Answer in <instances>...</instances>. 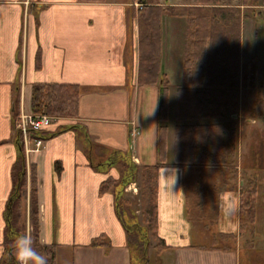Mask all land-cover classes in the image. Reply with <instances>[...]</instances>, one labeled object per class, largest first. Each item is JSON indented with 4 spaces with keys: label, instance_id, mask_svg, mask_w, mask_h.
Returning <instances> with one entry per match:
<instances>
[{
    "label": "crops",
    "instance_id": "0c3cea01",
    "mask_svg": "<svg viewBox=\"0 0 264 264\" xmlns=\"http://www.w3.org/2000/svg\"><path fill=\"white\" fill-rule=\"evenodd\" d=\"M138 7L132 0H0V264L9 261L4 241L15 185L13 166L19 155L15 126L21 111L33 113L36 83L76 84L82 89L78 115L57 117L44 130V148L25 155L28 218L35 170L40 239L43 244H56L58 264H133L115 195L102 193L101 186L108 178L125 174L123 163L139 169L160 164L161 125L167 126V154L157 173V235L167 248L159 254V262L154 257L156 264H242L239 247L220 240L226 237L241 243L245 236L241 189L235 185L244 183L242 172L243 177L255 178L248 165L254 159L246 149L253 138V119L246 124L237 121L239 95L229 109L231 119L225 117L227 113L213 119L177 117L178 91L185 83V17L163 13L159 83L139 84ZM240 7L244 14L241 64L244 51L255 50L262 42L256 48L261 52L252 57L264 68V30L257 41L260 30L255 31L252 22L264 20V6ZM163 80L170 83L166 121L159 117ZM212 124L224 126L226 132L219 128L220 136L207 137L204 130H195L198 137H189L188 142H238L233 169L227 172L216 162L203 165L216 161L205 155L196 156L195 163L176 164V127ZM135 129L138 134L133 136ZM206 169L221 175L210 176ZM257 171L256 222L264 212V171ZM205 186L212 187L206 201L216 206L210 229L191 213L196 204L192 197L207 195ZM223 191L239 198L234 217L226 218L219 209ZM102 236V245L92 244Z\"/></svg>",
    "mask_w": 264,
    "mask_h": 264
},
{
    "label": "trees",
    "instance_id": "16d2710c",
    "mask_svg": "<svg viewBox=\"0 0 264 264\" xmlns=\"http://www.w3.org/2000/svg\"><path fill=\"white\" fill-rule=\"evenodd\" d=\"M249 1L244 0L243 3L248 5ZM254 1L257 2V0ZM213 4L214 6L210 8H178L175 12L171 9L172 14L185 16L188 20L184 64L185 83L179 89L177 98V117L179 119L212 114L209 112L210 107H205L206 100L213 99L217 93L225 95L222 90H218L219 87H238L240 84L242 11L239 7L231 6L230 3H224V1L216 0ZM256 4L264 6V0H261V4L258 2ZM138 11L139 84L155 85L160 80L161 17L165 11L159 4H145ZM249 69V79H247L249 83H253L256 72L253 62L249 65ZM160 83L159 117L162 121H166L169 111V82L163 80ZM81 92V87L76 84L36 83L33 86L32 111L34 114L46 113L53 117H76ZM219 128L223 130L224 126L213 124L195 127L177 126L174 154L176 164L195 163L196 156H198L196 154L199 153L198 148H201L200 145H202V142H188L189 137L192 139L198 137L193 134L196 132L195 130H204L202 133L208 137L217 134ZM15 129L19 155L13 166L15 185L7 208L8 222L4 245L8 253V264H16L12 250L16 238L22 233L16 227L15 222L19 217L21 200L23 197L27 198L28 183L23 138L16 126ZM166 131L167 126L161 125L158 142L160 164L142 167L140 176L142 215L146 229L138 220H132L130 201L124 198L126 187L138 181L139 168L130 162L123 163L125 174L119 179L108 178L101 186L102 193L111 191L115 195L117 212L126 227L128 245L132 248L133 264H144L149 258L147 244H145L149 237L147 231H151L156 236L155 248L158 252L167 248L164 241L157 235V173L159 167L166 163ZM37 135L43 137L36 133H33L32 137ZM225 147L219 142H213L212 151H215L214 154L217 157L221 154L227 157L228 153ZM226 157L221 161L216 159L215 162L223 163ZM256 194V185L242 190L241 224L243 228L247 221L245 216L249 215L255 218ZM30 220L33 226V247L37 252L47 257L48 264H58L56 244H43L40 239L38 180L35 170L31 175ZM103 238L102 236L95 239L92 244L102 245ZM133 247L139 252L138 263L135 261Z\"/></svg>",
    "mask_w": 264,
    "mask_h": 264
},
{
    "label": "rangeland",
    "instance_id": "374dc122",
    "mask_svg": "<svg viewBox=\"0 0 264 264\" xmlns=\"http://www.w3.org/2000/svg\"><path fill=\"white\" fill-rule=\"evenodd\" d=\"M132 1L135 4H137V6H139L138 10L139 8L141 9L145 4L147 5L159 4L164 8L165 12H168L171 15H175L174 13L172 14L171 9H173V12H175L176 9L178 8H185V9L203 8V7L210 8L214 6L213 3H215L216 0H132ZM219 1H224V3H230L231 6L239 7L241 11H242V8L240 6L244 4L243 3L244 0H219ZM257 2L261 4V0H257ZM257 2H255L254 0H250L248 4L258 6V4H256ZM134 8H137V7H134ZM176 16H180V15H176ZM181 17H185V16H181ZM243 17H244V14L242 13V18ZM185 18L187 19V17ZM252 22H253L255 31L260 30L259 33H257L258 35L257 41H258L259 35L262 34L264 30V20L261 21L259 19V20H256L255 22L254 21ZM241 30H242V23H241ZM241 41H242V38H241ZM261 46H262V42H260L258 46L256 45L255 50H252V51L245 50L243 58H246V59L243 64H241V57H240V84L239 86L238 87H222V88L219 87L218 90H222L225 93V95L223 93H217L213 99L211 100L207 99L205 102V107H210L209 112L212 113V114L207 115L208 118L213 119V117L223 116L225 115L224 113H227L225 117L227 119H231V116H230L231 112H229L230 111L229 109L233 107L234 103H236L235 98H237L239 95V97L241 96V98L239 99V101L237 100V104H238L237 107L239 106L238 107L239 110L236 111L238 112L237 121H240L246 124L247 123L246 120L248 118L253 119L251 122L253 125V130L251 131L253 138L250 139V142H248L249 146L246 147V149H248L249 156L253 157L254 159V162L249 161L248 165H252V169H254V172H255V178L252 177L251 175L250 177H243L244 173L242 172V178L244 180V183L242 184V186L240 182H238V186L237 184L235 185L236 188L241 189V193H242V190L248 189L249 186H253V185L257 186L258 178L256 176H257V173L259 172L257 170L260 169L261 171H264V68L261 65L259 66L256 58L254 59V57H252V54L255 55L261 52L260 50H256V48H260ZM252 62L253 64H255L256 72H255V76L253 77L255 78L253 80V83H249L248 82L249 72H250L249 65H251ZM262 62L263 60L259 61L260 64H262ZM169 87H170V83H169ZM227 97H228V100H226ZM207 105H210V106H207ZM20 114L21 112L18 114V117ZM202 117H206V116H202ZM56 118L57 117L51 116V122L55 121ZM224 122H228V121H224ZM218 124L220 123L218 122ZM227 124H230V123H227ZM226 129L227 128L221 131L225 133ZM217 134L220 136L219 130L217 131ZM42 135L45 139L44 132ZM201 144H202L200 145L201 148H198L199 149L198 156L200 158H203L205 155V156L210 157L211 159L216 158V159L223 160V158L226 157L223 154L219 155L218 157L214 154L215 151H212V148H213L212 141L202 142ZM219 144L226 146L225 148H227L228 155L225 161L223 163H218V165L224 166L227 172H230L236 163L235 158L239 153L238 152L239 143L236 141L231 142V140L230 142H221L220 140ZM44 145H45V141L43 142L42 148H44ZM206 154H209L210 156ZM196 163H199V161H196ZM207 163H211V164H207ZM207 163H204L203 165L213 166V164H215V161L212 160L211 162H207ZM116 169L120 171L119 173L121 172L124 173L120 167H116ZM206 171H207V174H209L210 176L212 175L216 176L217 174L221 175V173H218V171L215 172L213 171V169H211V171L210 170L208 171L206 169ZM138 172H139L138 182L131 183L130 185L126 187L124 198L130 201L129 208L131 209L130 216L132 217V220H138L146 229L147 227L145 226L143 222L142 203H141L142 184H141L140 176L142 172V167H140ZM244 172L246 173V171ZM205 178H206V183H209L208 180L210 179H207V176H205ZM262 180L264 181V177H262ZM205 190L208 192L207 195H205L204 193L203 195L198 194V197L196 196V200L195 198L192 197L193 201L197 205L195 204L194 210L193 211L191 210V213L193 216H196L194 218H197L199 221L202 222V225L204 224V226H207V229H210L209 222H211L212 224L213 222H215L214 214L216 212H215L214 207L216 208V206L213 204L214 205L213 207L211 203L208 204V202L206 201L210 199L207 197H211L209 196V194H211L212 187L205 186ZM205 204H208L207 209H204ZM27 208H28V200L26 197H23L21 200L19 217H17L15 224L22 234L30 235L33 241L34 239L33 226L31 224V220L28 218ZM260 212L262 216L261 217L259 216V219H257V222H256V203H255V218H252L246 214L247 216H245V220L247 221H246L244 228L242 227V231L245 233V236L243 240L241 241V243H238L236 240L226 238V237H222V239L220 240L221 244L228 243L232 247L234 245L235 247L237 246L239 247L242 264H264V219H263L264 212L263 211H260ZM147 232L149 233V237H148V241L145 242V244H147L146 245L147 255L150 257L146 259L145 263L147 262L146 264H156V260H154V257L159 262L160 261L159 254L162 251L158 252L156 248L154 249L153 244L156 245L157 243L156 236H154L151 231H147ZM134 254H135V259H136L135 261H137L138 263L139 262V252L137 251L136 248H134Z\"/></svg>",
    "mask_w": 264,
    "mask_h": 264
},
{
    "label": "clouds",
    "instance_id": "9594fccd",
    "mask_svg": "<svg viewBox=\"0 0 264 264\" xmlns=\"http://www.w3.org/2000/svg\"><path fill=\"white\" fill-rule=\"evenodd\" d=\"M240 206V201L230 191H223L219 196V209L226 218L234 217ZM13 255L16 264H48L45 255L40 254L33 247V241L30 235H19L13 247Z\"/></svg>",
    "mask_w": 264,
    "mask_h": 264
},
{
    "label": "built area",
    "instance_id": "2783aa9c",
    "mask_svg": "<svg viewBox=\"0 0 264 264\" xmlns=\"http://www.w3.org/2000/svg\"><path fill=\"white\" fill-rule=\"evenodd\" d=\"M50 123L51 116L46 113L36 115L21 111L16 122V128L22 135L25 153L38 151L42 148L43 142L45 141L44 137H39L38 135L32 137V134L36 133L42 135ZM137 134L138 131L136 129L132 131L133 136H136Z\"/></svg>",
    "mask_w": 264,
    "mask_h": 264
}]
</instances>
